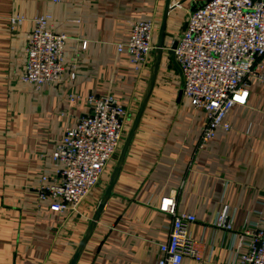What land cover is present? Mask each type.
<instances>
[{
    "label": "crops",
    "instance_id": "crops-1",
    "mask_svg": "<svg viewBox=\"0 0 264 264\" xmlns=\"http://www.w3.org/2000/svg\"><path fill=\"white\" fill-rule=\"evenodd\" d=\"M210 0H0V264H71L88 235L120 153L78 208L52 210L60 198L40 189L59 180L54 159L66 133L90 112V96H112L128 107L127 135L154 85L122 170L77 264H156L170 240L173 217L160 210L176 195L200 259L183 264H242L251 238L264 228V58L246 105L227 116L200 148L207 112L182 93L171 53L189 14ZM170 11L166 15V9ZM68 40L60 83L25 82L34 19ZM164 48L138 70L127 44L138 22L154 24ZM23 19L16 24L14 19ZM121 152V150H120ZM45 180V181H44ZM228 210L231 230L217 228Z\"/></svg>",
    "mask_w": 264,
    "mask_h": 264
},
{
    "label": "built area",
    "instance_id": "built-area-1",
    "mask_svg": "<svg viewBox=\"0 0 264 264\" xmlns=\"http://www.w3.org/2000/svg\"><path fill=\"white\" fill-rule=\"evenodd\" d=\"M13 20L23 24V19ZM29 35L28 60L24 81L46 86L60 83L65 73L64 55L68 38L50 30V17L34 19ZM154 24L138 22L130 41L119 46L129 51L138 70L154 55ZM174 62L183 79V95L196 108L207 112L200 148H204L223 127L237 105H246L252 79L259 76L264 58V0H210L191 12L186 30L173 50ZM90 112L78 126L66 133L54 159L59 180L40 189L45 199H61L52 210L65 211L69 205L78 208L102 182L109 163L118 156L129 116L128 107L112 96H90ZM45 181V180H44ZM160 210L173 217L170 240L161 246L162 259L156 264H183L186 258L199 260L200 253L189 234L197 221L180 213L177 196L163 198ZM217 228L231 230L228 210L216 222ZM251 238L249 253L242 264H264V228L246 232Z\"/></svg>",
    "mask_w": 264,
    "mask_h": 264
},
{
    "label": "water",
    "instance_id": "water-1",
    "mask_svg": "<svg viewBox=\"0 0 264 264\" xmlns=\"http://www.w3.org/2000/svg\"><path fill=\"white\" fill-rule=\"evenodd\" d=\"M170 11V5L168 4L167 6V9H166V15L169 13ZM165 28H166V17L165 19L163 20V24H162V27H161V31H160V37H159V42L156 46V49H155V54H156V59H157V64L158 62L160 61V58H161V54H162V51H163V48H164V37H165ZM177 46V42L174 44L173 46V49L171 50V53L173 55L174 53V49L176 48ZM155 76H156V67L153 69V79L151 80V84H150V87H149V90H148V94L147 96L144 98L143 102H142V105H141V108L139 110V113L137 114L135 120H134V123L127 135V138L124 142V145L121 149V152H120V156H119V160H118V163L115 167V170L112 174V177L110 179V182L108 184V188L103 196V199L101 200V203L99 205V208H98V211L93 219V222L90 226V229H89V232H88V235L87 237L85 238V240L83 241L82 243V246L77 250L74 258L72 259V262L71 264H77L81 254H82V251L84 249V246L85 244L87 243L89 237L91 236L99 218H100V215L102 213V211L104 210L105 206H106V203L108 202V199L110 198V196L112 195V192H113V189H114V186L118 180V177L120 175V172L122 170V166H123V163L125 161V158H126V155H127V152H128V149L131 145V142L134 138V135L136 133V130L139 126V123H140V120L142 118V115H143V112H144V109L146 107V104H147V101L150 97V94H151V91H152V88H153V85H154V79H155ZM183 93V92H182Z\"/></svg>",
    "mask_w": 264,
    "mask_h": 264
},
{
    "label": "rangeland",
    "instance_id": "rangeland-1",
    "mask_svg": "<svg viewBox=\"0 0 264 264\" xmlns=\"http://www.w3.org/2000/svg\"><path fill=\"white\" fill-rule=\"evenodd\" d=\"M16 22H18L16 19H15Z\"/></svg>",
    "mask_w": 264,
    "mask_h": 264
}]
</instances>
